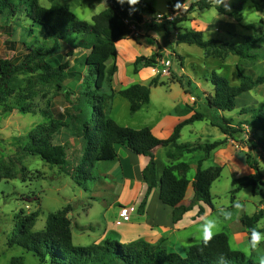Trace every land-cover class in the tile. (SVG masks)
Masks as SVG:
<instances>
[{"label":"trees","instance_id":"obj_1","mask_svg":"<svg viewBox=\"0 0 264 264\" xmlns=\"http://www.w3.org/2000/svg\"><path fill=\"white\" fill-rule=\"evenodd\" d=\"M110 6L92 18V23L79 22L76 15L67 7L60 9L45 8L37 0H0V21L4 24L5 32L14 37L19 30L18 41H12L13 49H22L18 60L0 59V105L17 109L22 114H34L31 107L25 104L35 94L37 86H56L63 90L60 80L71 70V63H61V57L55 59L66 37L75 36L77 47L86 52L85 66L88 75L83 80L80 92L74 96L70 91H64V96L71 105L72 113L57 119L47 111H41L48 123L39 125V131L29 133L25 141L28 155L39 157L46 164L56 167L69 177L79 188L87 191L90 181L95 178L91 169L103 162H114L118 157L116 146L124 147L137 156L148 160L141 172L146 186L137 213L144 216L149 198L154 190L159 192V201L164 207L172 210L171 222L175 225L198 206L197 217H204L207 208L213 211L211 189L214 182L222 173L221 166L209 169L203 168L211 154L224 143H179L182 130L195 122H202L203 115L194 114L179 122L168 139L157 138L149 127L133 129L119 126L112 119L111 105L115 95L103 93L106 85L117 73V66L108 63L117 59L116 44L125 40L129 34L125 20L142 23L145 14H154L152 6L139 2L135 6L117 3L109 0ZM186 0H171L168 10L180 13ZM264 10V0H259ZM243 3L239 2L237 19L242 20ZM139 7V8H138ZM193 10L199 11L216 9L211 0H197L191 4ZM225 14L221 6L218 11ZM178 19L172 29L177 32L178 45L195 46L204 52L206 58L225 61L230 56L241 60H255L252 50L257 47L256 37H246L242 42L232 43L219 39L205 40L203 34L195 30L179 29ZM158 31L171 35L167 26L152 25ZM46 41L54 43L46 46L38 42L36 32ZM157 57H138L134 63V72L141 68L155 69L158 66ZM239 85L233 86L224 76L213 74V96L209 98L211 108L220 112H234L237 99L259 86L264 85V75L253 77L237 68ZM20 77H24L20 81ZM159 76L153 78L147 85L136 84L118 95L130 104V112L136 114L143 106L150 103L152 88L159 86ZM163 85V84H161ZM240 116H248L240 126H248L252 131L264 133V104L243 108ZM232 119L224 120L220 126L221 133L226 138L234 139L238 133L231 127ZM72 131L80 140V149L71 156L66 145L53 144V136L62 129ZM264 146V142L261 143ZM168 148L166 153L170 164L159 169V162L154 152L158 148ZM264 149V147H262ZM201 154L197 161L196 174L191 182L187 175L189 163L183 161L188 154ZM246 165L252 170L248 176L233 179L232 198L243 189L250 188L254 197L261 196L264 200V174L258 160L251 154L245 158ZM2 161L0 160V171ZM15 178V175L12 177ZM189 186L192 187V201L184 205ZM264 202V201H262ZM69 207L50 214L45 229L34 231L36 215L20 218L16 223L8 245L21 249L23 254H30L38 260V264H220L223 257L226 264H261L264 256L251 258L243 252L232 250L229 238L225 233L214 235L207 246L202 241L191 246L185 256L169 252L163 245L164 240L156 243L143 238L120 243L116 233L99 244L88 247H77L73 244L72 223L68 218ZM264 220V210L260 209L252 216H243L241 224L251 237L255 226ZM10 264H26L24 256L13 257Z\"/></svg>","mask_w":264,"mask_h":264},{"label":"rangeland","instance_id":"obj_2","mask_svg":"<svg viewBox=\"0 0 264 264\" xmlns=\"http://www.w3.org/2000/svg\"><path fill=\"white\" fill-rule=\"evenodd\" d=\"M170 1L140 0L152 6L155 14H167ZM195 1L197 0H186V8L183 6L178 14L177 19L180 22L177 27L183 30L199 31L205 40L219 39L239 43L246 37H256L258 44L252 50L256 59L241 60L230 56L222 62L214 58H206L204 52L195 46L178 45L176 31L172 28L170 37L166 38L165 34L152 27L150 23H145L136 27L125 40L118 43L117 59L115 62L108 63V67L116 64L118 71L111 78L110 84L105 86L103 93L115 95L110 115L121 127L155 129L161 125L160 133L164 135L171 130L175 120L180 118L179 116L188 119L194 114H201L204 120L186 126L178 142L183 144L221 141L224 144L220 146V149L234 152L236 157L240 158L234 166H223L220 177L214 182L211 189L213 211L207 208V215L198 218V206H196L181 223L175 225L170 222L166 214L160 213L164 222L157 227L161 228L163 235L155 239L154 243L162 239L164 240L163 245L169 252L177 254L183 252L180 255L184 256L191 246L202 241L201 225L204 220L214 219L217 222L215 235L225 233L232 250L242 251L246 256L254 259L257 256H264V241L258 246V251L253 254L250 245L239 242L237 236L242 231L244 232L241 218L252 216L260 209L264 210V202H262L264 200L261 196L254 197L250 188L238 192L234 200L232 181L248 176L246 175L247 166H245L248 153L258 160L264 174V149H262L264 146L261 144L264 142V133L252 131L246 125H239L248 119V116H240L243 108L264 104V85L238 98L234 112L217 111L211 108L208 100L214 93L212 85L214 73L226 77L233 86L240 83L237 75L238 67L253 77L264 75V10L259 0H227L229 10L222 6L225 14L221 15L214 8L203 11L193 10L190 7ZM37 2L49 9L67 7L76 15L79 22L87 23H92V18L110 5L109 0H37ZM239 2L243 3V10L240 13L242 20L237 19ZM183 9L185 12H182ZM147 16L145 14L143 17ZM8 35L4 24L0 21V59L16 61L19 52L23 51L11 48V43L18 41L20 31L18 30L14 37ZM35 37L42 45L51 46L54 43L53 41L46 42L38 31ZM129 45L131 46L129 50L134 51L137 58L143 56L151 59L159 55L157 57L158 66L154 69L155 73L153 72L152 78L140 75L139 71L142 68L138 73L134 72L136 60L134 63H128L127 57H124L125 53H128L126 46ZM60 47L55 54V59L59 60L61 57V63L67 61L71 63V70L60 80L63 90L50 85L37 86L35 94L25 104V107H31L35 111L34 114L25 115L17 109L12 110L5 105H0V160L2 161L0 171V264H10L11 258L17 256H24L26 264H38V260L30 254L24 255L21 249L11 248L8 245L16 223L20 218L36 215L34 231H42L45 229L50 214L65 210L67 207L70 209L68 218L72 223L74 246L88 247L98 244L107 230L105 216L109 215L112 205L118 201L122 190L130 185L135 191L142 182L135 172L125 175L121 162L117 172V162H103L91 169L95 180L90 181L87 191H84L58 168L46 164L39 157L27 154L25 150L27 135L30 132H38L39 125L49 121L41 111L50 112L54 119H57L58 115L67 117L72 113V108L64 96V91H70L76 96L81 90L84 78L88 75L84 61L86 52L77 47L76 37H66L64 42H60ZM162 60L171 61L169 77L162 74ZM158 76L160 84L152 88L150 103L143 106L136 114H132L129 102L118 93L136 84L147 85ZM23 79L24 77H20V81ZM228 119H232L231 127L238 131L234 139L226 138L219 129L224 125V120ZM52 142L55 145H66L69 156L80 149V140L76 134L64 128L53 136ZM200 155V153L188 154L183 159L190 166L195 165V168L189 169L187 175L189 180L195 176L197 165L194 162ZM157 158L159 169L170 164L164 154H159ZM215 166L218 165H216L215 157L212 156L205 163L204 168ZM191 196L192 188L189 187L184 201L185 205L191 203ZM131 203L130 201L123 202L125 206H130ZM237 203L241 205L239 209L235 207ZM229 212L232 216L226 219L225 213ZM132 215L139 220L145 219V215L141 216L137 212ZM157 227L155 231H158ZM256 229L264 233V220L256 225ZM142 234L144 237L158 236L155 232L150 234L146 231V234Z\"/></svg>","mask_w":264,"mask_h":264},{"label":"crops","instance_id":"obj_3","mask_svg":"<svg viewBox=\"0 0 264 264\" xmlns=\"http://www.w3.org/2000/svg\"><path fill=\"white\" fill-rule=\"evenodd\" d=\"M183 8H186L185 7V4H184V7ZM182 12H185V10L183 9ZM226 26L228 27L227 24H226ZM179 29H181V28H179ZM181 30L182 31H185L183 29H181ZM117 47H118V43L116 44V49H117ZM126 47H128V49H127L128 53L127 54L125 53V56L124 57L125 58L127 57L128 63H134V61L137 59V57L135 56L134 51H130L129 50L130 47H131L130 45L129 46H126ZM129 51L132 52V53L130 54ZM117 55H118V51H117ZM154 71L155 70L152 69V68H142L139 71V74L142 75L143 77H146V76L148 77L149 76V77L152 78ZM150 101H151V99H150ZM179 117L180 118H177L175 120L176 121L175 124L171 127V130L168 133L162 135L160 133V127H161V125H158V127H156L155 129H151L152 132H153V134L157 138H159L161 140L168 139L171 136L174 127L179 122L185 120V119L181 118V116H179ZM116 151H117L118 157H119L116 161H114V162H117L116 172L119 171L120 162H121V164L123 165V168H124V174L125 175L127 173L128 174H131L132 172H135V174L138 177H140L141 180H142L141 172H142L143 168L145 167V165L147 164L148 160L146 158L142 157V156L135 155L130 150H128V149H126L124 147H121L119 145L116 146ZM167 151H168V148H162L161 147V148L156 149L155 152H154L155 158L158 159L157 157H158L159 154L166 155ZM185 156L183 157V159L185 158ZM212 156H214L215 159H216V165L221 166V167L227 166V165H233L234 166L235 163L238 162L239 159H240V158H237L236 157V154L234 152H228V150H224V149L222 150V148L220 149V147L218 149H216L211 154L210 158ZM207 161H205L203 163V168H204V165H205V163ZM169 163H170V161H169ZM245 166H247L246 163H245ZM163 167L164 166H162V168ZM191 167H194L195 168V165L193 164L192 166H190V168ZM196 169H197V166H196ZM251 173H252V170L247 166L246 175H250ZM193 180H194V178H192L190 181L192 182ZM189 187H191V186H189ZM136 188L137 189H135V191H133V187H131L130 185H127L122 190L120 196L118 197V201L115 204L112 205V207H111L112 209H110L109 215L108 216H105L106 223H107V225H106L107 230L105 232V235H103L101 237L102 239H101V241L99 243H101L102 241H104L108 237L109 233H111V232L117 234L118 240H119L120 243H130V242L137 241V240H139L141 238H143V239H145V240H147L149 242L154 243L155 242V239L160 238L163 235V231L161 230V228L157 227V226H160L164 222L162 220V218L160 217V213L166 214L168 216V218L170 219V222H171L172 210L170 208H168V207H164L160 203L158 190H154L152 192L150 198H149L148 205H147V208H146V213H145V219L139 220L136 216L131 215L132 217L130 216V218H127V219L122 220L121 225L120 226H117V224H116L117 221L121 220L120 219V211H121V209L128 208V207H137L140 204V202H141V200L143 198V195L145 193V189H146V186L143 183V180L141 182V185H139V187H136ZM192 196H193V193H192ZM192 196H191V201H192ZM186 197H187V195H186ZM131 200H133V201H131ZM125 201H128V202L130 201L132 203L130 204V206H125V204H123V202H125ZM184 201H183V204H184ZM190 213H188V214H190ZM207 213H206V215H207ZM127 220H129V221H127ZM179 223H181V222H179ZM156 227H157L158 231H155L154 230ZM255 230L257 231L256 226H255ZM146 231L148 233H150V234L153 233V232H155V234H157L158 236H155V237H149V236L144 237V236H142L143 235L142 233L146 234ZM242 232L238 234L237 239L239 240V242H245L247 245H249L250 237L245 232V230H244L243 233ZM261 232H263V231H261ZM259 246H260V244H259ZM183 250H184V248H183ZM257 251H258L257 249L256 250H252L253 254H255ZM175 252H177V250ZM179 253L182 254L183 252L182 253L179 252ZM185 255H186V253H185Z\"/></svg>","mask_w":264,"mask_h":264},{"label":"clouds","instance_id":"obj_4","mask_svg":"<svg viewBox=\"0 0 264 264\" xmlns=\"http://www.w3.org/2000/svg\"><path fill=\"white\" fill-rule=\"evenodd\" d=\"M125 2H127L129 6H135L140 2V0H117V3L121 5H123ZM211 2L216 6L217 11L221 6H224L226 10H229L227 0H211ZM235 207L239 209L241 205L237 203ZM231 216L232 214L230 212L225 213L226 219H230ZM216 227H217V222L214 219L204 220L203 224L201 225V239L204 246H207L210 243V241L213 239L215 235L214 230L216 229ZM262 241H264V233L258 232L255 229H253L249 241L250 249L256 250ZM220 264H226L223 257L220 258ZM261 264H264V260H261Z\"/></svg>","mask_w":264,"mask_h":264},{"label":"built area","instance_id":"obj_5","mask_svg":"<svg viewBox=\"0 0 264 264\" xmlns=\"http://www.w3.org/2000/svg\"><path fill=\"white\" fill-rule=\"evenodd\" d=\"M179 13H172L169 12L167 14L163 13H157V14H147V17H143L142 23L138 24L137 22H134L133 20H125V24L128 26L129 33L132 32V30H135L136 27H139V25L150 23L151 25H157V26H167L169 29L173 27V23L177 19ZM177 35V32H176ZM162 64V65H161ZM162 66V74L166 77H169L171 75V61L167 60L161 61ZM137 212L136 207H128L123 208L120 211V219L117 221V226H120L122 223V220L129 218L133 213Z\"/></svg>","mask_w":264,"mask_h":264}]
</instances>
